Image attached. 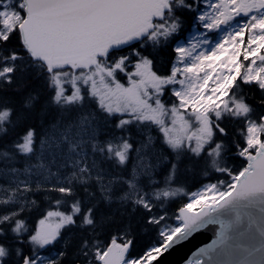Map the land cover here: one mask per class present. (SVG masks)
I'll list each match as a JSON object with an SVG mask.
<instances>
[{
  "label": "snow or ice",
  "instance_id": "snow-or-ice-1",
  "mask_svg": "<svg viewBox=\"0 0 264 264\" xmlns=\"http://www.w3.org/2000/svg\"><path fill=\"white\" fill-rule=\"evenodd\" d=\"M255 194L264 0H0V264H160Z\"/></svg>",
  "mask_w": 264,
  "mask_h": 264
},
{
  "label": "water",
  "instance_id": "water-1",
  "mask_svg": "<svg viewBox=\"0 0 264 264\" xmlns=\"http://www.w3.org/2000/svg\"><path fill=\"white\" fill-rule=\"evenodd\" d=\"M221 223L230 225L226 238L218 236ZM198 231L164 255L160 264H184L200 249H207L201 264L209 259L210 264H264V194L231 202Z\"/></svg>",
  "mask_w": 264,
  "mask_h": 264
},
{
  "label": "trees",
  "instance_id": "trees-1",
  "mask_svg": "<svg viewBox=\"0 0 264 264\" xmlns=\"http://www.w3.org/2000/svg\"><path fill=\"white\" fill-rule=\"evenodd\" d=\"M191 26L189 25L188 28L185 30L183 37L185 34L190 31ZM237 80L240 81V77H237ZM237 94H246L248 96H252L254 100L259 99V89L258 86L253 85H244L241 81V87L238 88ZM211 174V173H209ZM223 178V177H221ZM213 179L211 182H214ZM210 182L209 180L204 178L203 172H201L198 176H181L179 178L178 183L173 184V189H183V191L178 192L176 196L170 197L169 200L165 201L164 206L168 208L169 212L176 211L183 203L187 202V197L184 196V193H191L193 190L198 188L204 183ZM34 219H39L38 215L34 216ZM147 242L146 237H141L137 241V249L143 247V245Z\"/></svg>",
  "mask_w": 264,
  "mask_h": 264
},
{
  "label": "rangeland",
  "instance_id": "rangeland-1",
  "mask_svg": "<svg viewBox=\"0 0 264 264\" xmlns=\"http://www.w3.org/2000/svg\"><path fill=\"white\" fill-rule=\"evenodd\" d=\"M201 31H202V29H200ZM214 34V37H215V33H213ZM186 39H192L193 40V42H196V40L198 39V37H197V33L195 32V31H193L192 30V32H190V34H189V36L186 38ZM246 45V36H245V40H244V45H242V47L243 46H245ZM238 60L241 62V64H242V72L246 69V65L249 63V61H245L244 59H243V55H241V56H239L238 57ZM239 77V76H238ZM201 187V186H200ZM199 187V188H200ZM199 188H197L196 190H194L193 192H196ZM192 192V193H193Z\"/></svg>",
  "mask_w": 264,
  "mask_h": 264
}]
</instances>
